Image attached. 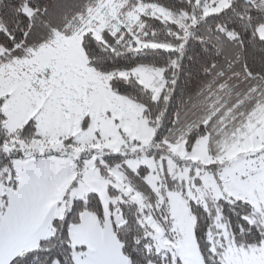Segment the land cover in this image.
I'll use <instances>...</instances> for the list:
<instances>
[{"label":"snow or ice","instance_id":"6c2138e0","mask_svg":"<svg viewBox=\"0 0 264 264\" xmlns=\"http://www.w3.org/2000/svg\"><path fill=\"white\" fill-rule=\"evenodd\" d=\"M235 3L0 0V264H264V91L219 63L226 32L258 78L264 0Z\"/></svg>","mask_w":264,"mask_h":264},{"label":"trees","instance_id":"16d2710c","mask_svg":"<svg viewBox=\"0 0 264 264\" xmlns=\"http://www.w3.org/2000/svg\"><path fill=\"white\" fill-rule=\"evenodd\" d=\"M224 0H217V4L219 2H222ZM231 2V0H229ZM244 0H236L235 3V8L236 11L239 12L244 8ZM221 22V21H216V20H211L209 23L211 24L212 27H215L216 23ZM235 23V26L237 27L238 30L241 31V34L245 37V42L247 43L248 36L247 34L243 31V29H240V24L242 21L236 20L235 16L233 15L232 18L229 20V24ZM255 24V21H254ZM202 26L201 31L203 30ZM222 39L224 40V44L226 47L222 50V58L219 60V63L221 67L224 68L226 73H231L234 75L235 79L239 81L241 89L247 88L248 85H255L256 87L260 88L261 91H264V70L258 71L261 69L262 66H264V50H259V49H264V44L257 43L256 44V49L258 50H253V48L249 45L245 52L244 56L247 58V63L249 67L257 73V79H248L246 76L245 69L242 67L243 61H241V64L237 65L233 69H229L227 67V62L225 59H223V56L230 54L233 51H238L239 49L228 42V37L227 33L225 32L224 35L222 36ZM37 264H43V256H41L40 260L37 261Z\"/></svg>","mask_w":264,"mask_h":264},{"label":"rangeland","instance_id":"374dc122","mask_svg":"<svg viewBox=\"0 0 264 264\" xmlns=\"http://www.w3.org/2000/svg\"><path fill=\"white\" fill-rule=\"evenodd\" d=\"M228 2H229V0H224L222 2H219L216 7L209 6L207 10L209 13H211L213 11H220V9L223 8L225 6V4Z\"/></svg>","mask_w":264,"mask_h":264}]
</instances>
